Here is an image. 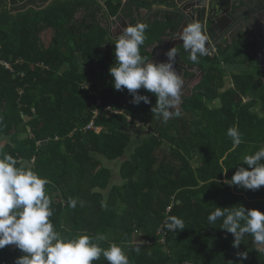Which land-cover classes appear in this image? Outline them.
Masks as SVG:
<instances>
[{
	"label": "trees",
	"instance_id": "16d2710c",
	"mask_svg": "<svg viewBox=\"0 0 264 264\" xmlns=\"http://www.w3.org/2000/svg\"><path fill=\"white\" fill-rule=\"evenodd\" d=\"M182 1L0 0V264H264V70L242 52L221 92L217 58L174 108L148 48ZM134 8L136 43L112 40Z\"/></svg>",
	"mask_w": 264,
	"mask_h": 264
},
{
	"label": "flooded vegetation",
	"instance_id": "af4514ba",
	"mask_svg": "<svg viewBox=\"0 0 264 264\" xmlns=\"http://www.w3.org/2000/svg\"><path fill=\"white\" fill-rule=\"evenodd\" d=\"M222 1L224 3L229 1V4H222ZM188 3V0H183L178 7L187 6ZM196 12L197 9L194 7H187L184 10L187 17L186 24H180L181 15L172 14L174 16L171 15L170 20L180 17L175 31L169 27L168 33L161 37L162 40L148 48L151 53V62L163 67L168 79L172 82L174 88L172 104L186 96L190 88H193L203 76L197 72L198 65L202 70L203 66L204 69L217 66V58L219 59L221 52L227 49L230 43L249 42L252 36L255 37L253 39H264V0H207L206 10L200 13V17L195 16L192 21L187 20ZM159 16L166 15L161 13ZM134 17L138 19L135 22L130 19V16L123 14L116 17H104L101 24L108 30L107 33L113 40L136 43V33L145 21V16L140 12H134ZM165 19L167 20L168 17L166 16ZM109 30L114 31L115 34L120 32L122 34L117 36ZM192 57L196 60H192ZM257 61L264 70L263 51L257 57ZM220 63L223 65V62L220 61Z\"/></svg>",
	"mask_w": 264,
	"mask_h": 264
},
{
	"label": "crops",
	"instance_id": "0c3cea01",
	"mask_svg": "<svg viewBox=\"0 0 264 264\" xmlns=\"http://www.w3.org/2000/svg\"><path fill=\"white\" fill-rule=\"evenodd\" d=\"M134 10H136L135 8L132 9V12H133V16H134ZM140 13L144 16L147 15V10L146 9H141L140 10ZM125 16H128V15H125ZM129 17V16H128ZM126 25V23H124ZM121 33V32H120ZM119 33V34H120ZM255 38L254 36H252V39L249 41V42H246V41H243V42H235L237 43L236 47L233 46L234 43H230L228 45V54L231 56L232 58V62L231 63H226L225 62V56H221L219 57V60L221 62H223V65H221V68H225L226 69V72L224 73L223 75V78L224 77H227L226 80H224V86L220 89V91H225V90H228V89H234L235 88V85H234V81L232 79V75L235 74L236 72H239V64L242 65V70H246L247 67H245L242 63H241V59H242V52L244 54H248V52H254L255 54L258 53V51H263L264 52V48H263V45H264V39H253ZM113 40V39H112ZM115 41V40H114ZM241 43V44H240ZM240 44V45H239ZM239 45V46H238ZM226 51V52H227ZM222 54V53H221ZM256 57V56H255ZM258 62V61H257ZM151 64H153L151 62ZM246 66L249 65V64H245ZM205 67L203 66V72L204 73V69ZM202 69V68H201ZM233 69V72L232 70ZM203 75V74H202ZM226 88V89H225ZM189 93L186 94V97L189 96L191 93H192V88H190V90L188 91ZM250 97L249 96H243V95H237V100H241L243 102V104L247 103L248 101H250ZM175 104V103H174ZM174 104H172V106H174ZM217 107L218 106H221V101L220 100H217L216 101V104H215ZM257 107L255 108V110L253 112H256L258 113V115L262 116L264 115L262 112H261V106L260 105H256ZM38 264H46V263H42V262H38Z\"/></svg>",
	"mask_w": 264,
	"mask_h": 264
},
{
	"label": "rangeland",
	"instance_id": "374dc122",
	"mask_svg": "<svg viewBox=\"0 0 264 264\" xmlns=\"http://www.w3.org/2000/svg\"><path fill=\"white\" fill-rule=\"evenodd\" d=\"M263 48H264V45H263ZM260 54H261V51L259 50L258 54H257V57ZM257 57H256V59H257ZM255 65H256V63H255ZM223 69H225V68H223ZM231 70L233 72V69H231ZM225 72H226V69H225ZM146 77H147V80H149V73L147 74ZM223 79L226 80L227 77H224ZM181 102H182V99L176 100V103L174 104L173 107L177 108V109H180ZM256 107H257L256 105L251 106L250 111L253 112ZM148 133L149 132L145 128L141 127V129L138 130V128L136 126H134L133 128H131L129 130V134L131 136V141H130L129 145L127 146L126 154L123 157L117 158V159L111 160V161L101 157L104 160L105 165L107 167H109L111 169V171H112V178H113L112 182H120L121 181V177L119 175V172H120L119 171V167H120V163H121L122 159L129 158V156L133 153V151L136 148V146H138L141 143L142 139H144L147 136ZM157 230L158 231H157L156 234H159V228ZM138 235L140 236V234H138ZM161 241H163V240L161 239ZM6 245L9 246L8 243H6ZM260 247L264 248V245H260Z\"/></svg>",
	"mask_w": 264,
	"mask_h": 264
},
{
	"label": "water",
	"instance_id": "95a60500",
	"mask_svg": "<svg viewBox=\"0 0 264 264\" xmlns=\"http://www.w3.org/2000/svg\"><path fill=\"white\" fill-rule=\"evenodd\" d=\"M188 4H187V6H183V7H178L177 9H175V8H169V7H160V6H156V7H154L153 9H152V11H156V10H158V11H175V12H177V13H179L181 16H182V21H181V23L180 24H186V14H184V10L187 8V7H194L195 9H197V12L196 13H194V15H191L190 17H189V19H187V20H193L194 18H195V16H198V17H200V13H202V12H204L205 10H206V7H207V0H188ZM209 4H210V1H209ZM222 4H229V1L228 2H226V3H224L223 1H222ZM212 17H216V15H212ZM201 20V19H200ZM208 29H209V27H208ZM110 32H113L114 33V31H110ZM209 35H210V37L212 38L213 36H212V34L209 32L208 33ZM114 35H117V34H115L114 33ZM195 41L196 42H198L197 41V39H195ZM191 67V66H190ZM197 69H198V73L200 72V75L202 76V69H201V66H197ZM200 76V77H201Z\"/></svg>",
	"mask_w": 264,
	"mask_h": 264
},
{
	"label": "built area",
	"instance_id": "2783aa9c",
	"mask_svg": "<svg viewBox=\"0 0 264 264\" xmlns=\"http://www.w3.org/2000/svg\"><path fill=\"white\" fill-rule=\"evenodd\" d=\"M86 128H88V129H89V128H93V124H92V122H90V123L87 125ZM172 226H173V225H171V228H172ZM159 233H161V232H159ZM163 239H164V238H163ZM176 264H190V263H188V262L185 261V262H182V263H181V262H177Z\"/></svg>",
	"mask_w": 264,
	"mask_h": 264
}]
</instances>
